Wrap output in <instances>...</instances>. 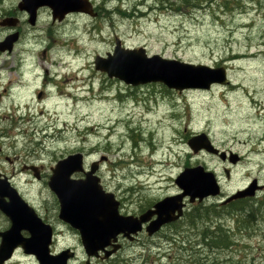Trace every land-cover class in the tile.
<instances>
[{
	"label": "rangeland",
	"instance_id": "374dc122",
	"mask_svg": "<svg viewBox=\"0 0 264 264\" xmlns=\"http://www.w3.org/2000/svg\"><path fill=\"white\" fill-rule=\"evenodd\" d=\"M19 1L0 0V21L11 16L8 12L20 19L14 30L0 27V41L20 32L13 50L0 52V165L9 167L5 156L43 165L47 175L21 174L19 181L56 231L52 252L68 247L76 252L70 264L88 262L79 233L58 218L59 202L48 186L51 167L75 151L88 155V163L107 158L99 175L124 212L180 192L176 177L198 164L221 174L224 195L253 178L264 184V0H190L178 9H161L155 0H91L102 9L96 18L72 13L53 21L51 9L42 7L36 25L18 10ZM117 38L126 48H145L151 57L225 66L231 83L179 93L160 83L131 86L109 78L95 68V59L113 53ZM201 132L242 156L229 181L220 159L189 147L188 140ZM257 197L253 206L263 209L253 211L247 228L239 230L230 215L213 217L230 228L234 243L229 247L201 242V229L211 223L193 227L182 220L152 239L140 235L112 260L264 264V189ZM106 263L93 258L90 264ZM9 264L38 261L17 253Z\"/></svg>",
	"mask_w": 264,
	"mask_h": 264
},
{
	"label": "water",
	"instance_id": "95a60500",
	"mask_svg": "<svg viewBox=\"0 0 264 264\" xmlns=\"http://www.w3.org/2000/svg\"><path fill=\"white\" fill-rule=\"evenodd\" d=\"M45 6L51 9L54 21H62L67 15L75 12L97 16L91 0H20L18 9L28 13L29 23L35 25L38 10ZM18 23L19 18L14 16L5 17L0 21L3 27H16ZM18 39L19 32L8 35L5 40L0 41V51L11 52ZM95 67L106 72L109 77L123 80L126 84L138 86L162 83L169 89L180 92L186 89H210L213 84L228 83L227 69L223 66L212 67L207 64L167 59L158 54L151 57L145 48H124L118 38L114 52L107 53L106 57L97 56ZM188 144L194 152L204 149L225 159L226 152H221L206 133L191 137ZM230 159L236 163L239 157L232 154ZM83 163L82 153L70 154L60 159L52 168L48 185L58 198L59 218L79 231L88 257H99L100 253L104 252L105 258H109L120 248L117 243L120 235L133 240L135 235L143 230L145 223L149 222L146 231L150 236L153 235L163 225L177 220L182 215L185 197H189L190 202L197 198L202 201L221 192L213 171L206 170L202 165L187 167L175 180L183 190L182 193L158 201L140 217L124 216L119 211L120 202L113 193L104 190L101 179L96 175L99 163H93L91 170L86 172ZM77 172H85V177H72ZM262 187L255 179L247 188L237 191L224 203L252 197L256 190ZM13 190L10 203L0 199V209L12 222L9 230L0 232V264L10 259L13 251L19 246L26 254H33L39 264H68L75 252L67 248L58 254L52 253L53 227L43 221L35 209L21 198L15 189ZM155 215L157 218L151 221ZM22 230H27L30 235L22 237ZM110 246L113 247L111 250L108 249ZM87 264H90V261Z\"/></svg>",
	"mask_w": 264,
	"mask_h": 264
},
{
	"label": "flooded vegetation",
	"instance_id": "af4514ba",
	"mask_svg": "<svg viewBox=\"0 0 264 264\" xmlns=\"http://www.w3.org/2000/svg\"><path fill=\"white\" fill-rule=\"evenodd\" d=\"M11 126H14V128H16V123L15 122L14 123L12 122ZM226 151L228 153H230L231 152V149H226ZM75 152H81V151H75ZM209 156H211V155H209ZM84 157H85L86 170H89L92 167L93 162L96 161V160H91L88 163V161H87L88 155H86L84 153ZM212 157L213 158H217L216 156H212ZM101 159H104V160L102 162L101 161L99 162V168L100 169L98 168V171H97V174L98 175H99L100 170L102 169L103 165L106 163V160H107V158L104 157V156ZM242 159H243L242 156H240L239 161H238V163L236 165L230 163L229 162V158H226V160H224L223 162L220 163L221 166H222V171L225 174L226 180L229 181L231 178H227L225 169L229 168L230 170H232V168H234L235 166H237L242 161ZM3 160H4V162H8L9 163V167H7L5 165H0V199H2L3 201H5L6 203H10L11 202V197H10L11 192L13 193V191H14L13 189H15L17 191V193L20 195V197L23 198L25 201H27L31 206H33L35 208L36 212L38 213V215L41 216L39 214V212H38L37 207L35 206V204L26 196V193L22 190V187L20 185L19 179H20V175L21 174L31 173V174H33L35 176L36 179H40L41 177L47 175V173L43 169V165H37V164H34V162H31L30 164H28L26 161H24V162H17L16 159H12L9 156H5L3 158ZM15 163H17V165H14ZM206 167L208 168L207 165H206ZM36 173H38V177H36ZM216 174H217V176L219 178V181L222 184L221 174H219V172H217V171H216ZM74 176L80 177V178L81 177H84L85 176V172H83V173H77ZM247 184H249V182L246 183V185ZM106 190H108V189H106ZM12 196H13V194H12ZM207 199H211V198H207ZM188 205H187V208L184 209V217L182 219H184L188 215L189 211L192 212L193 209H194V207L202 206L201 202H196V203H193L192 204V206H191L192 209L189 208V210H188ZM123 206L124 205L121 202V212L123 214H132V215L138 216L141 213H143L145 211V209H147L148 207H151V204H149L147 206H143L140 210H137L134 213L124 212ZM11 225H12V222H11L10 217H8L0 209V232L2 233V232H5V231L9 230L10 227H11ZM170 226H174V223L173 224H170ZM167 227H169V226H167ZM54 231H55V229H54ZM161 231H163V228L158 233H160ZM201 232H202V229H201ZM20 233H21L22 237H28L30 235L27 230H22ZM143 234H145V233H141L140 235H143ZM154 237H156V236L155 235L151 236V239L154 238ZM138 239H139V236H138V238L136 240L138 241ZM1 240H2V238L0 236V243H1ZM136 240L133 241V242H130V243H136ZM120 242H121L120 249L122 250L125 247L126 243H128L129 241L127 239H125L123 236H121L120 237ZM17 253L26 254L25 251H24V249L21 246H19V247H17L14 250L12 257L9 260L5 261L4 264H9L14 259V257L16 256Z\"/></svg>",
	"mask_w": 264,
	"mask_h": 264
},
{
	"label": "trees",
	"instance_id": "16d2710c",
	"mask_svg": "<svg viewBox=\"0 0 264 264\" xmlns=\"http://www.w3.org/2000/svg\"><path fill=\"white\" fill-rule=\"evenodd\" d=\"M109 1L110 0H103V3L105 4L106 2ZM140 1L143 2L147 0H140ZM189 2L190 0H155V4L161 9L174 8L173 6H176V9H178L180 5H186ZM228 3L229 2L226 1L225 4L227 5ZM107 13H110V11H107ZM253 210L254 208L252 204H248V201L246 199L235 200L226 205L214 204L211 206H198V207H194L193 211L190 214H188V216L185 219V222L187 223V225L193 227L197 226V224L200 221L203 223H212V225L205 226L202 228L204 237H206L207 239L210 238L214 242L215 247H228L233 243L231 238L232 236L230 235V230L224 228L221 224L213 223L212 221L213 217H220L222 214H228V213L231 214L235 212H240L241 218L237 220V225L238 227H245L246 223L249 222V216L251 213L250 211ZM210 228H214L217 230L216 236L213 234L214 232H210L209 230L206 231V229H210ZM203 229H205V231H203ZM209 232L211 233L210 235H208ZM206 245H208V243H206ZM111 263L118 264L117 261H111L110 264Z\"/></svg>",
	"mask_w": 264,
	"mask_h": 264
},
{
	"label": "bare ground",
	"instance_id": "6f19581e",
	"mask_svg": "<svg viewBox=\"0 0 264 264\" xmlns=\"http://www.w3.org/2000/svg\"><path fill=\"white\" fill-rule=\"evenodd\" d=\"M69 92V94H71L70 93V91H68ZM68 94V93H67ZM68 94V95H69ZM213 221V220H212ZM189 223V222H188ZM220 228V227H219ZM213 230H216V229H214V228H212ZM221 230V229H220ZM203 231H205V229L203 230ZM206 231H208L207 229H206ZM217 231V230H216ZM211 233L209 232V234L208 235H210ZM201 242L204 244V245H206V243H208V245L209 246H214V242L210 239V238H206V237H204V234H203V232H202V240H201ZM207 245V246H208Z\"/></svg>",
	"mask_w": 264,
	"mask_h": 264
}]
</instances>
